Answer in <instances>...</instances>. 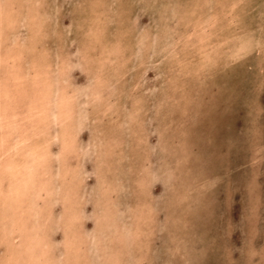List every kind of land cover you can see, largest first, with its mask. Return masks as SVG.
<instances>
[{
  "label": "rangeland",
  "instance_id": "obj_1",
  "mask_svg": "<svg viewBox=\"0 0 264 264\" xmlns=\"http://www.w3.org/2000/svg\"><path fill=\"white\" fill-rule=\"evenodd\" d=\"M0 6V55L10 56L0 58L8 84L0 87V113L4 122L15 119L10 130L22 136L0 161L29 167L19 154L35 156L27 174L34 180L16 189L0 169V264H264V0ZM35 218L41 226L30 237ZM10 234L20 236L8 241ZM19 245L23 256L13 250Z\"/></svg>",
  "mask_w": 264,
  "mask_h": 264
},
{
  "label": "bare ground",
  "instance_id": "obj_2",
  "mask_svg": "<svg viewBox=\"0 0 264 264\" xmlns=\"http://www.w3.org/2000/svg\"><path fill=\"white\" fill-rule=\"evenodd\" d=\"M204 1V0H203ZM214 2V1H213ZM235 2V1H234ZM2 3V2H1ZM9 3V2H8ZM236 3V2H235ZM2 4H4V3H2ZM6 4V3H5ZM217 4V3H216ZM223 4V3H222ZM57 5V4H56ZM66 5V4H65ZM6 6V5H5ZM4 6V7H5ZM10 6V5H9ZM11 6H12V3H11ZM60 6V5H59ZM223 6V5H222ZM16 7H18L17 5H16ZM62 7V6H61ZM64 7V6H63ZM224 7V6H223ZM0 13L2 12V7L0 6ZM8 8H10V7H8ZM70 8V7H69ZM14 9V8H13ZM72 9V8H71ZM75 9V8H74ZM212 9V8H211ZM218 11V10H217ZM215 12V11H214ZM211 13V12H210ZM209 13V14H210ZM213 13V12H212ZM12 14V13H11ZM220 14V13H219ZM215 15H218V14H215ZM222 15V14H221ZM16 16V15H15ZM15 16H11V17H15ZM206 16V15H205ZM20 18V17H19ZM11 19V18H10ZM203 19V18H202ZM5 20H9V16H8V19H5ZM62 20V19H61ZM67 20V19H66ZM182 20V19H181ZM185 20H187V19H185ZM14 21V20H13ZM18 21H16L15 23H17ZM19 22H20V20H19ZM68 22V21H67ZM187 22V21H186ZM188 22H190V21H188ZM66 23V22H65ZM9 24V23H8ZM40 24V23H39ZM38 24V25H39ZM184 24V23H183ZM261 24V23H260ZM5 25H6V23H5ZM14 25H16V24H14ZM209 25V24H208ZM241 25V24H240ZM16 26H18V25H16ZM94 26V25H93ZM92 26V27H93ZM126 26V25H125ZM261 26V25H260ZM2 27V26H1ZM6 28H7V25L5 26ZM3 28V27H2ZM100 28V27H99ZM165 28V27H164ZM16 29V28H15ZM18 29V28H17ZM94 29V28H93ZM7 30V29H6ZM14 31V30H13ZM155 31V30H154ZM214 31V30H213ZM216 31V30H215ZM3 32H5L4 30H3ZM18 32V31H17ZM181 32V31H180ZM184 32V31H183ZM94 33H95V31H94ZM216 33V32H215ZM4 34V33H3ZM3 34H2V36H3ZM83 34V33H82ZM85 34H86V30H85ZM9 35V34H8ZM18 35H19V32H18ZM91 35V34H90ZM10 36H12V35H10ZM217 36V35H216ZM86 37V36H85ZM93 37V36H92ZM73 38V37H72ZM82 38H83V36H82ZM90 38V37H89ZM89 38H87L88 40H89ZM159 38V37H158ZM162 38V37H161ZM174 38L175 37H172V39L174 40ZM208 38V37H207ZM12 39H13V37H12ZM80 39V38H79ZM156 39V38H155ZM165 39V38H164ZM82 40V39H81ZM161 40V39H160ZM167 40V39H166ZM14 41V40H13ZM95 42V41H94ZM166 42H168V40L166 41ZM166 42L164 41V43L166 44ZM234 42V41H233ZM10 43V42H9ZM12 43V42H11ZM81 43V42H80ZM146 43V42H145ZM161 43V42H160ZM210 42L208 41L207 42V44H209ZM222 44V43H221ZM77 45H79V44H77ZM96 45H97V42H96ZM146 45H147V43H146ZM10 46V45H9ZM71 46V45H70ZM80 46H81V44H80ZM86 46V45H85ZM13 47V46H12ZM88 47V46H87ZM94 47V46H93ZM97 47H99V46H97ZM101 47V46H100ZM147 47H149V46H147ZM207 47V46H206ZM92 48V47H91ZM11 49V46L8 48V49H6L7 51H9ZM38 49V48H37ZM79 49V48H78ZM83 49V48H82ZM219 49V48H218ZM21 50V49H20ZM93 50V49H92ZM216 50H217V48H216ZM25 51V50H24ZM84 51V50H83ZM83 51H80V52H83ZM110 51V50H109ZM220 51V50H219ZM10 52V51H9ZM8 52V53H9ZM74 52V51H73ZM8 53H6V54H8ZM71 53V52H70ZM69 53V54H70ZM84 53V52H83ZM0 54H5L4 52H1ZM25 54H27L26 52H25ZM38 54V53H37ZM73 54V53H72ZM84 54H86V53H84ZM71 55V54H70ZM87 55V54H86ZM217 55V54H216ZM17 56V55H16ZM28 56V55H27ZM61 56V55H60ZM103 56V55H102ZM204 56V55H203ZM8 57H10V56H4V55H0V58H2V60H6ZM14 57H15V55H14ZM94 57V56H93ZM128 57V56H127ZM217 57V56H216ZM81 58V57H80ZM85 58L86 57H84V60H85ZM88 58V57H87ZM91 58V57H90ZM108 58V57H107ZM121 58H124V56L122 57L121 56ZM17 59H19V58H17ZM110 59V58H109ZM112 59V58H111ZM116 59V58H115ZM126 59V58H125ZM124 59V60H125ZM151 59V58H150ZM10 60V59H9ZM15 60V59H14ZM13 59H12V61L13 62H15ZM74 60V59H73ZM73 60H70V61H73ZM87 60V59H86ZM138 60V59H137ZM143 60V59H142ZM146 60V59H145ZM89 61V60H88ZM94 61V60H93ZM97 61V60H96ZM122 61V60H121ZM206 61H207V58H206ZM224 61H225V59H224ZM223 61V62H224ZM16 62H17V60H16ZM75 62H76V60H75ZM74 62V63H75ZM91 62V61H90ZM109 62V61H108ZM131 62V61H130ZM138 62H140V61H138ZM143 62V61H142ZM141 62V63H142ZM218 62V61H217ZM8 63V62H7ZM73 63V62H72ZM78 63V62H77ZM97 63H99V62H97ZM121 63V62H120ZM134 63V62H133ZM137 63V62H136ZM192 63V62H191ZM196 63H197V61H196ZM199 63V62H198ZM221 63V62H220ZM18 64H20L19 62H18ZM63 64V63H62ZM80 64V63H79ZM93 64V63H92ZM127 63H125L124 65H126ZM132 64V63H131ZM138 65H139V67H140V63H137ZM137 64H135V66L137 65ZM203 64H204V61H203ZM12 65V64H11ZM75 65H77V64H75ZM89 65H91V64H89ZM101 65V64H100ZM113 65V64H112ZM121 66H122V63L120 64ZM123 65V67H125ZM141 65H143V64H141ZM207 65V64H206ZM212 65V64H211ZM216 65V64H215ZM225 65V64H224ZM228 65V64H227ZM13 66V65H12ZM72 66V65H71ZM94 66H96V65H94ZM93 66V67H94ZM128 66V65H127ZM132 65H130V67H131ZM133 66H134V64H133ZM214 66V65H213ZM221 66H222V64H221ZM64 67V66H63ZM81 67V66H80ZM79 67V68H80ZM86 67V66H85ZM91 67V66H90ZM98 67V66H97ZM101 67V66H100ZM111 67V66H110ZM115 67V66H114ZM122 67V68H123ZM195 67V66H194ZM193 67V68H194ZM200 67V66H199ZM203 67H205V66H203ZM216 67V66H215ZM214 67V68H215ZM77 68V67H76ZM75 68V69H76ZM103 68V67H102ZM121 68V69H122ZM127 68V67H126ZM125 68V69H126ZM138 68V67H137ZM211 68V67H210ZM209 68V69H210ZM218 68H219V64H218ZM222 68V67H221ZM14 69V68H13ZM90 69V68H89ZM115 69V68H114ZM120 69V68H119ZM120 69V70H121ZM124 69V68H123ZM124 69V70H125ZM140 69H141V67H140ZM196 69V68H195ZM195 69H194V72H195ZM206 69V68H205ZM204 69V70H205ZM223 69V68H222ZM92 70V69H91ZM118 70V69H117ZM156 70V69H155ZM197 71L198 70H200V68L198 69V67H197V69H196ZM211 70V69H210ZM17 71V70H16ZM21 71V70H20ZM92 71H94V70H92ZM127 71V70H126ZM148 71V70H147ZM161 71V70H160ZM207 71V70H206ZM17 72H19V70L17 71ZM75 72V71H74ZM73 72V73H74ZM88 72V71H87ZM86 72V73H87ZM90 72V71H89ZM124 72V71H123ZM166 72V71H165ZM211 72V71H210ZM15 74H16V72H14ZM23 73V72H22ZM69 73V72H68ZM70 73H71V70H70ZM94 73V72H93ZM96 73V72H95ZM100 73V72H99ZM131 73V72H130ZM136 73V72H135ZM193 73V72H192ZM196 73V72H195ZM208 73V72H207ZM14 74V75H15ZM147 74V73H146ZM164 74H167V73H164ZM189 74H190V72H189ZM16 75H18V77H19V79L21 80V79H23V77H22V75H20L19 73H17ZM70 75V74H69ZM91 75V74H90ZM138 75H139V73H138ZM196 75V74H195ZM48 76H50V75H48ZM99 76V75H98ZM197 76V75H196ZM195 76V77H196ZM17 77V78H18ZM167 77H169V76H167ZM166 77V78H167ZM176 77V76H175ZM194 77V76H193ZM192 77V78H193ZM207 77H209V76H207ZM63 78V77H62ZM191 78V77H190ZM204 78H205V76H204ZM16 79V78H15ZM18 79V80H19ZM71 79H73L74 80V78H71ZM62 80V79H61ZM79 80V79H78ZM93 80V79H92ZM167 80H168V78H167ZM190 80V79H189ZM194 80H196V79H194ZM16 81V80H15ZM55 81V80H54ZM164 81V80H163ZM163 81H160V83L161 82H163ZM171 81V80H170ZM173 81H174V79H173ZM63 81H61V83H62ZM89 82V81H88ZM94 82V81H93ZM153 82V81H152ZM165 82V81H164ZM190 82H191V80H190ZM198 82H199V80H198ZM19 82H17V83H13V84H15V86L18 84ZM57 83V82H56ZM59 84H60V82H58ZM78 83V82H77ZM182 83V82H181ZM188 83H189V81H188ZM63 84H64V82H63ZM76 84V83H75ZM6 85V86H5ZM62 85V84H61ZM70 85H71V83H70ZM93 85V84H92ZM156 85V84H155ZM155 85H154V87H155ZM170 85H171V83H170ZM174 85V84H173ZM184 85V84H183ZM73 86V85H72ZM77 86H79V85H77ZM94 86V85H93ZM178 86V85H177ZM0 87L2 88V87H8V84H7V80H1L0 79ZM62 87V86H61ZM68 87V86H67ZM183 87V86H182ZM182 87H180V88H182ZM187 87V86H186ZM70 88H71V86H70ZM74 88V87H73ZM175 88V87H174ZM179 88V87H178ZM184 88V87H183ZM182 88V89H183ZM9 89H10V87H9ZM61 89V88H60ZM121 89V88H120ZM165 89V88H164ZM212 89V88H211ZM70 91H72L71 89H69ZM78 90V89H77ZM181 90V89H180ZM27 91V90H26ZM66 91V90H65ZM74 91V90H73ZM76 91V90H75ZM75 91L73 92L74 94H75ZM20 92H21V90H20ZM45 92V91H44ZM79 91H77V93H78ZM122 92V91H121ZM139 92V91H138ZM182 92H183V90H182ZM212 92V91H211ZM77 93L75 94V95H77ZM165 93V92H164ZM176 93V92H175ZM187 93V92H186ZM185 93V94H186ZM46 94V93H45ZM176 94H178V93H176ZM17 95V94H16ZM19 95V94H18ZM61 95H63V94H61ZM180 95V94H179ZM5 96H7V95H5ZM21 96V95H20ZM188 96V95H187ZM40 97H42V96H40ZM79 97V96H78ZM61 98V97H60ZM165 98V97H164ZM175 98V97H174ZM184 98H185V96H184ZM188 98V97H187ZM28 99V98H27ZM30 99H31V97H30ZM40 99V98H39ZM155 99H157L156 98V96H155ZM16 100H17V98H16ZM134 100V99H133ZM167 100H168V98H167ZM9 101V100H8ZM36 101V100H35ZM131 101V100H130ZM149 101H151V100H149ZM156 101V100H155ZM172 101V100H171ZM14 102V101H13ZM28 103H29V101H27ZM32 102V101H31ZM43 102V101H42ZM157 102V101H156ZM3 103V102H2ZM16 103V102H15ZM44 103V102H43ZM129 103V102H128ZM131 103V102H130ZM129 103V104H130ZM140 103V102H139ZM193 103V102H192ZM19 104V103H18ZM30 104V103H29ZM155 104V103H154ZM153 104V105H154ZM160 104V103H159ZM174 104V103H173ZM181 104V103H180ZM183 104V103H182ZM17 105V104H16ZM137 105V104H136ZM139 105V104H138ZM157 105V104H156ZM155 105V106H156ZM169 105V104H168ZM186 105V104H185ZM170 106V105H169ZM133 107H134V105H133ZM138 107V106H137ZM137 107H135V108H137ZM164 107H165V105H164ZM118 108V107H117ZM156 108V107H155ZM160 108H161V105H160ZM159 108V109H160ZM172 108V107H171ZM177 109V108H176ZM185 109V108H184ZM163 110V109H162ZM166 110H169V109H166ZM180 111V110H179ZM149 112H151V111H149ZM166 112V111H165ZM164 112V113H165ZM171 112H173V111H171ZM176 112V111H175ZM184 112H185V110H184ZM29 113V112H28ZM153 113V112H152ZM159 113V112H158ZM161 114H162V112H160ZM179 113V112H178ZM194 113V112H193ZM151 114V113H150ZM190 114V113H189ZM31 115V114H30ZM158 115V114H157ZM179 115V114H178ZM182 115V114H181ZM4 116V114L1 116V113H0V158H1V156L3 155V156H6L7 155V153L8 152H10V150L12 149V147L13 146H17V145H19L20 143H21V141H22V136H21V133H19V132H17V134L16 133H14V132H12V130H10V129H13V127H12V125L14 124V121L13 120H15V119H10V118H5L6 119V121L4 122L3 120H2V117ZM140 116V115H139ZM154 116V115H153ZM153 116H152V119H154L153 118ZM162 116V115H161ZM164 116V115H163ZM151 117V116H150ZM158 117V116H157ZM171 117H172V115H171ZM190 117V116H189ZM188 117V118H189ZM16 118V117H15ZM23 118V117H22ZM21 118V119H22ZM183 118V117H182ZM187 118V117H186ZM194 119V118H193ZM25 120V119H24ZM157 120V119H156ZM158 120H160V118L158 119ZM169 120V119H168ZM191 120V119H190ZM181 121H182V119H181ZM193 121V120H192ZM23 122H25V121H23ZM171 122H172V120H171ZM191 121H189V123H190ZM49 123V122H48ZM175 123V122H174ZM188 123V122H187ZM152 124V123H151ZM157 124V123H156ZM180 124H182V123H180ZM192 124V123H191ZM26 125V124H25ZM121 125V124H120ZM160 125V124H159ZM178 125V124H177ZM195 125H196V123H195ZM146 126V125H145ZM149 126V125H148ZM131 127V126H130ZM156 127H159V126H156ZM177 127V126H176ZM193 127V126H192ZM172 128H174V127H172ZM1 129H2V131H1ZM162 129V128H161ZM127 130H129V128L127 129ZM160 130V129H159ZM88 131V130H87ZM154 131V130H153ZM175 131V130H174ZM177 131V130H176ZM84 132H86V131H84ZM131 132H133V131H131ZM166 132V131H165ZM181 132V131H180ZM14 133V134H13ZM86 133H88V132H86ZM126 133V132H125ZM182 133V132H181ZM130 134V133H129ZM154 134V133H153ZM12 135V140L10 139H7V137L8 136H11ZM85 135H87V134H85ZM152 135V134H151ZM158 135V134H157ZM155 136V135H154ZM185 136H186V134H185ZM14 137V138H13ZM16 137V138H15ZM88 137V136H87ZM86 137V138H87ZM125 137V136H124ZM146 137V136H145ZM175 137V136H174ZM130 138V137H129ZM128 138V139H129ZM177 138H178V135H177ZM189 138V137H188ZM79 139V138H78ZM78 139H76V140H78ZM27 140V139H26ZM94 140V139H93ZM130 140V139H129ZM182 140H184V139H182ZM181 140V141H182ZM28 141V140H27ZM85 141V140H84ZM91 141H92V139H91ZM203 142V141H202ZM28 143V142H27ZM189 143V142H188ZM187 143V144H188ZM192 143V142H191ZM190 143V144H191ZM198 143H199V141H198ZM198 143H197V145H198ZM154 144V143H153ZM156 144V143H155ZM159 144H161V143H159ZM175 144V143H174ZM179 144V143H178ZM186 144V145H187ZM162 145V144H161ZM161 145H159V146H161ZM177 145V144H176ZM179 145H181V144H179ZM189 145V144H188ZM192 145V144H191ZM196 145V144H195ZM80 146H82V145H80ZM199 146V145H198ZM30 147V146H29ZM86 146H84V148H85ZM150 147V146H149ZM157 147V146H156ZM28 148V147H27ZM183 148V147H182ZM60 149V148H59ZM83 149V148H82ZM102 149V148H101ZM101 149H99V150H101ZM88 150V149H87ZM87 150H85V151H87ZM172 150V149H171ZM53 151V150H52ZM58 151V150H57ZM155 151H157V150H155ZM162 151V150H161ZM178 151V150H177ZM59 152V151H58ZM84 152V151H83ZM189 152V151H188ZM26 153V152H25ZM14 154H16V153H14ZM19 154V153H18ZM192 154V153H191ZM190 154V155H191ZM82 155H83V153H82ZM189 155V156H190ZM194 155V154H193ZM19 156L20 157H22V159H21V161L25 164H27L28 162H30V165H29V167L32 165V162L33 161H35V156H33V157H31L30 159H26V158H24L23 157V155H21V154H19ZM154 156V155H153ZM158 156V155H157ZM195 156V155H194ZM180 157V156H179ZM7 158V159H6ZM10 157H5V159H3L2 158V161H0V169L1 170H4V169H8L9 171H10V174H12V177H13V180H12V185H11V190L12 189H16L17 188V186L16 185H18V184H21L22 182H24L23 184H27L28 183V181L30 180H34V177H33V175L31 176H28L27 177V174H30V173H32V170H30V169H32L33 167H35V164H33L32 165V167L29 169V167L27 166H24L23 164H20V162H12V160H10L9 159ZM59 159V158H58ZM88 159V158H87ZM24 160V161H23ZM57 161H59V160H57ZM68 161V160H67ZM184 161V160H183ZM36 163V162H35ZM58 163H60V162H58ZM13 164V165H12ZM38 164V163H37ZM69 164V163H68ZM183 164V163H182ZM48 165H49V163H48ZM60 164H58V166H59ZM145 165V164H144ZM184 165H186V164H184ZM11 166V167H10ZM57 166V167H58ZM60 166H62V165H60ZM72 166V165H71ZM70 165H69V167H71ZM153 166V165H152ZM27 168L26 170L24 169V168ZM45 167V166H44ZM78 167V166H77ZM149 167V166H148ZM175 167V166H174ZM20 168H22V170L20 169ZM59 169H61L60 167H58ZM11 169H13V171H11ZM52 170L54 169V168H51ZM96 169V168H95ZM142 169V168H141ZM74 170V169H73ZM72 170V171H73ZM86 170V169H85ZM143 170V169H142ZM142 170H139V171H142ZM145 170V169H144ZM153 170V169H152ZM155 170V169H154ZM177 170V169H176ZM79 171H81L80 169H79ZM129 171V170H128ZM150 171V170H149ZM178 171V170H177ZM177 171H176V173H177ZM181 171V170H180ZM81 172H83V171H81ZM138 172V171H137ZM169 171H167V172H165V173H168ZM179 172V171H178ZM48 173V172H47ZM74 173H75V171H74ZM85 173V172H84ZM94 173V172H93ZM140 173V172H139ZM171 173H172V171H171ZM174 173V172H173ZM180 173V172H179ZM179 173H177V174H179ZM145 174V173H144ZM149 175H150V173H148ZM147 174V175H148ZM152 174V173H151ZM47 176H48V174H46ZM52 175V174H51ZM62 175H63V172H62V174H61V176H59V178H57V179H60L61 177H62ZM72 175H73V173H72ZM76 175V174H75ZM81 175V174H80ZM83 175V174H82ZM98 175V174H97ZM146 175V176H147ZM174 175V174H173ZM219 175V174H218ZM53 176V175H52ZM58 176V175H57ZM153 176V175H152ZM182 176V175H181ZM192 176V175H191ZM196 176V175H195ZM50 177V176H49ZM54 177V176H53ZM87 177V176H86ZM96 177V176H95ZM109 177V176H108ZM135 177V176H134ZM151 177V176H150ZM48 178V177H47ZM77 178V177H76ZM79 178H80V176H79ZM83 178V177H82ZM94 178V177H93ZM98 178H99V176H98ZM131 178H133V177H131ZM147 178H149V177H146V178H144V180L146 179L147 181H148V179ZM152 178H154V177H152ZM170 178H171V176H170ZM174 178V177H173ZM173 178H171V179H173ZM176 178H177V176H176ZM183 178V177H182ZM181 177H180V179L179 180H181L182 179ZM53 179V178H52ZM51 179V180H52ZM74 179V178H73ZM78 179V178H77ZM136 179H137V177H136ZM157 179V178H156ZM163 179V178H162ZM171 179H170V181H171ZM185 179V178H184ZM80 180H82V179H80ZM105 180H106V178H105ZM108 180H109V178H108ZM132 179H130V181H131ZM165 180V179H164ZM177 180H178V178H177ZM176 180V181H177ZM204 180V179H203ZM53 181H55V180H53ZM60 181V180H59ZM61 181H62V179H61ZM76 181V180H75ZM74 181V182H75ZM92 181V180H91ZM97 181V180H96ZM156 181V180H155ZM168 179H167V183H168ZM169 181V182H170ZM182 181V183L184 182L183 180H181ZM200 181V180H199ZM205 181V180H204ZM216 181V180H215ZM49 181H47V183H48ZM57 182V181H56ZM55 182V183H56ZM73 182V184H75ZM77 182H78V180H77ZM79 182H81V181H79ZM79 182H78V185H79ZM87 182V181H86ZM95 182V181H94ZM100 182V181H99ZM98 182V183H99ZM149 182H150V179H149ZM171 182H173V180L171 181ZM175 182V181H174ZM173 182V183H174ZM179 182L180 181H178V185H179ZM208 182H209V180H208ZM44 184H45V182H43ZM42 183V184H43ZM53 184H55L54 182H52ZM111 184H112V182H110ZM118 183V182H117ZM138 183V182H137ZM196 183H198V182H196ZM37 184H38V182H37ZM60 184H62V183H60ZM81 184V183H80ZM96 184V183H95ZM107 184V183H106ZM114 184V183H113ZM138 184H140V182L138 183ZM142 184V183H141ZM176 184V183H175ZM184 184H185V182L182 184L183 186H184ZM188 184V183H187ZM186 184V185H187ZM51 185V184H50ZM67 185V184H66ZM70 185V184H69ZM83 185V184H82ZM98 185V184H97ZM115 185V184H114ZM147 185H148V183H147ZM154 185V184H153ZM161 185H162V183H161ZM168 185V184H167ZM172 185V184H171ZM186 185H185V187H186ZM42 186V185H41ZM40 186V187H41ZM53 186V185H52ZM59 186V185H58ZM68 186V185H67ZM89 186V185H88ZM142 187L141 188H139V189H142L144 186L143 185H141ZM152 186V185H151ZM175 186V185H174ZM183 186H182V188H183ZM14 187H16V188H14ZM38 187V186H37ZM45 187V185L43 186V188ZM55 186H53V188H54ZM69 187V186H68ZM113 187H115V186H113ZM147 187H149V186H147ZM153 187V186H152ZM162 187V186H161ZM184 187V188H185ZM189 188H191L190 187V185L188 186ZM187 187V189L189 190V188ZM46 189H47V187H45ZM111 188H112V186H111ZM111 188H110V190H111ZM116 188V187H115ZM171 188V187H170ZM177 188V187H176ZM38 189V188H37ZM83 189V188H82ZM118 189H120L119 188V185L117 186V189L116 190H118ZM193 189V188H192ZM196 189V188H195ZM44 190V189H43ZM47 190H49V189H47ZM55 190V189H54ZM59 190H60V188H59ZM59 190H57L56 189V191H59ZM67 190V189H66ZM65 190V191H66ZM70 190V189H69ZM94 190H96V189H94ZM144 190H146V188H144ZM179 191H180V189H178ZM178 190H176V192L178 191ZM185 190V189H184ZM55 191V192H56ZM71 191V190H70ZM80 191V190H79ZM120 191H121V189H120ZM136 191V190H135ZM148 191V190H147ZM147 191H143V192H147ZM178 191V192H179ZM191 191V190H190ZM190 191H188V192H190ZM193 191V190H192ZM203 191V190H202ZM16 192V191H15ZM68 193H69V191H67ZM76 192H78V191H76ZM85 192V191H84ZM88 192V191H87ZM97 192V191H96ZM141 192V191H140ZM41 193V192H40ZM38 191H35V195L37 194V195H39L40 194ZM44 193V192H43ZM42 193V194H43ZM46 193V192H45ZM65 193V192H64ZM79 193V192H78ZM77 193V194H78ZM81 193V192H80ZM86 193V192H85ZM95 193V192H94ZM104 193V192H103ZM106 193V192H105ZM138 193V192H137ZM172 193H173V191H172ZM49 194H50V196H51V194L52 193H50L49 192ZM72 194H74V191H73V193ZM76 194V193H75ZM84 194V193H83ZM88 194H89V192H88ZM114 194V193H113ZM139 194V193H138ZM141 194V193H140ZM175 194V193H174ZM45 195V194H44ZM66 195V194H65ZM68 195H70V194H68ZM68 195H66V197L68 198L69 196ZM98 195V194H97ZM181 195H182V193H181ZM184 195H186V194H184ZM0 196H2L1 195V193H0ZM63 196H64V194H63ZM95 196V195H94ZM106 196V195H105ZM104 196V197H105ZM131 196V195H130ZM135 196H137V195H135ZM145 196V195H144ZM99 197H102V196H99ZM109 197H110V195H109ZM133 197H134V195H133ZM137 197H139V196H137ZM176 197H179V196H176ZM183 197V196H182ZM103 198V197H102ZM102 198H100V199H102ZM136 198V197H135ZM183 198H185V196L183 197ZM71 199L73 200V198L71 197ZM93 199V198H92ZM115 199V198H114ZM147 199V198H146ZM177 199V198H176ZM179 199H182V198H179ZM178 199V200H179ZM71 200V201H72ZM91 200V199H90ZM95 200V199H94ZM137 200H139L138 198H137ZM140 200H141V198H140ZM139 200V201H140ZM74 201V200H73ZM96 201V200H95ZM145 201V200H144ZM152 201V200H151ZM181 200H179L178 202H180ZM66 202V201H65ZM89 202V201H88ZM105 202V201H104ZM63 203V202H62ZM98 203L100 204V202L98 201ZM102 203V202H101ZM106 203H109V202H105V204ZM111 203V202H110ZM143 203V202H142ZM71 204V203H70ZM72 206H74V203L72 202ZM90 204H91V202H90ZM90 204H89V206H90ZM103 204V203H102ZM114 204V203H113ZM53 205V204H52ZM59 205V204H58ZM66 205V204H65ZM64 205V206H65ZM76 205V204H75ZM95 205V204H94ZM107 205V204H106ZM110 205V204H109ZM108 205V206H109ZM71 206V207H72ZM84 206V205H83ZM85 206H86V204H85ZM92 206V205H91ZM35 207V206H34ZM68 208H69V206H67ZM112 207V206H111ZM116 207V206H115ZM1 208V207H0ZM45 208V207H44ZM58 208V207H57ZM66 208V207H65ZM74 208V207H73ZM72 208V209H73ZM37 209V208H36ZM36 209H35V214L38 212H36ZM53 209V208H52ZM63 209V208H62ZM71 209V210H72ZM110 209V208H109ZM149 209V208H148ZM151 209V208H150ZM45 210V209H44ZM91 210H93V209H91ZM117 210H119V209H117ZM54 211H56V210H54ZM62 211V210H61ZM150 211V210H149ZM47 212H49V210L47 211ZM63 212V211H62ZM80 212V211H79ZM101 212V211H100ZM102 212H105V211H102ZM34 213V212H33ZM64 213V212H63ZM70 213V212H69ZM107 213V212H106ZM124 213V212H123ZM132 213V212H131ZM31 214V213H30ZM34 214V215H35ZM43 214H45V213H42L41 214V212H40V214L38 213V215H39V217L41 216V215H43ZM109 214V213H108ZM115 214V213H114ZM32 215V214H31ZM38 215L36 216V218L38 217ZM111 215V214H110ZM116 215V214H115ZM145 215H146V213H145ZM47 215H45V217H46ZM67 216V215H66ZM95 216V215H94ZM99 216V215H98ZM109 216V215H108ZM119 216H121V215H119ZM118 216V217H119ZM123 216V215H122ZM125 216V215H124ZM123 216V217H124ZM31 217V216H30ZM45 217L44 218H41V220H44L45 219ZM129 217V216H128ZM150 217V216H149ZM2 218V217H1ZM34 219L36 222L35 223H37L35 226H34V228H31L30 227V229H28V230H30V232H29V234H30V237H32V229H34V231L36 230H38L39 229V227L41 226V224L39 225V223H38V219ZM117 218V217H116ZM115 218V219H116ZM122 218V217H121ZM71 219H73L72 217H71ZM98 219V218H97ZM112 219V218H111ZM132 219V218H131ZM130 219V220H131ZM89 220H91V219H89ZM152 220V219H151ZM4 221H5V219H4ZM62 221V220H61ZM126 221V220H125ZM0 222H1V220H0ZM8 222V221H7ZM65 222V221H64ZM128 222V221H127ZM126 222V223H127ZM13 223V222H12ZM16 223V222H15ZM18 223H20V222H18ZM17 223V224H18ZM41 223V222H40ZM50 223V222H49ZM60 223V222H59ZM124 223V222H123ZM150 223V222H149ZM2 224H4V223H2ZM31 224V223H30ZM48 224V223H47ZM72 224V223H71ZM71 224H69V225H71ZM6 225V224H5ZM9 225V224H8ZM19 225V224H18ZM22 225V224H21ZM21 225H20V227H21ZM32 225V224H31ZM43 225V224H42ZM46 225V224H45ZM124 225H126V224H124ZM123 225V226H124ZM142 225V224H141ZM2 226V225H1ZM0 226V227H1ZM14 226V225H13ZM12 226V227H13ZM16 226V225H15ZM47 226V225H46ZM49 226V225H48ZM47 226V227H48ZM52 226V225H51ZM129 226V225H128ZM19 227V228H20ZM28 227V226H27ZM26 227V228H27ZM44 227V226H43ZM57 227V226H56ZM120 227V226H119ZM125 227V226H124ZM147 227V226H146ZM10 228H11V226H10ZM18 228V229H19ZM136 228V227H135ZM141 228H142V226H141ZM5 229V228H4ZM9 229V228H8ZM140 229V228H139ZM147 229V228H146ZM150 229V228H149ZM3 230V229H2ZM12 230V229H11ZM137 230V229H136ZM20 231V230H19ZM25 231H27V230H25ZM55 231V230H54ZM122 231V230H121ZM142 231V230H141ZM147 231V230H146ZM1 232H3V231H1ZM23 232V231H22ZM22 232H21V234H22ZM71 233H72V231H70ZM3 233H5V232H3ZM14 233H15V231H14ZM28 233V232H27ZM97 233V232H96ZM95 233V234H96ZM125 233V232H124ZM137 233V232H136ZM1 234L2 233H0V236H1ZM42 234V233H41ZM23 235V234H22ZM34 235H36V233L34 234ZM47 235V234H46ZM80 235V234H79ZM99 235V234H98ZM3 236V235H2ZM9 236V235H8ZM7 236V237H8ZM18 236H20V235H15V234H10V236H9V240L8 241H13L14 242V240H16V238L18 237ZM38 236V235H37ZM37 236H36V238H37ZM39 236H41V235H39ZM43 236V235H42ZM48 237H49V235H47ZM71 236V235H70ZM69 236V237H70ZM96 236V235H95ZM122 236V235H121ZM126 236V235H125ZM130 236V235H129ZM134 236V235H133ZM132 236V237H133ZM145 236H146V234H145ZM26 237V236H25ZM27 237H28V235H27ZM51 237V236H50ZM58 237V236H57ZM73 237V236H72ZM81 237V236H80ZM83 237V236H82ZM135 237V236H134ZM148 237H149V235H148ZM22 238V237H21ZM34 238H35V236L33 237V240H34ZM44 238H45V236H44ZM140 238V236L138 237V239ZM5 239V238H4ZM28 239V238H27ZM31 239V238H30ZM30 239H28V242H29V240ZM38 239H39V237H38ZM40 239H42V238H40ZM47 239V238H46ZM149 239H150V237H149ZM25 238L23 239V243H24V246H25V243H26V241L27 240H25ZM32 240V241H33ZM36 240V239H35ZM87 240V239H86ZM148 240V239H147ZM2 241V240H1ZM31 241V242H32ZM42 241H44V240H42ZM88 241V240H87ZM119 241H120V239H119ZM136 241V240H135ZM150 240H148L147 242H149ZM41 242V241H40ZM74 242V241H73ZM94 242H96L95 240H94ZM93 242V243H94ZM124 242V241H123ZM133 242V241H132ZM140 242V241H139ZM85 243H86V241H85ZM119 243V242H118ZM141 243V242H140ZM29 244V243H28ZM22 245V244H21ZM30 245H31V243H30ZM84 245V244H83ZM128 245H129V243H128ZM134 245V244H133ZM149 245V244H148ZM23 246V245H22ZM24 246H23V249H25L24 248ZM29 246V245H28ZM37 246V245H36ZM39 246V245H38ZM95 246V245H94ZM145 246V245H144ZM15 247V249H13L14 251H16L17 252V254L20 256H23L22 254L24 253V252H22L23 251V249L20 247V245H19V247H17V246H14ZM17 247V248H16ZM34 247H35V245H34ZM111 247V246H110ZM21 248V249H20ZM30 248H31V246H30ZM86 248H88V247H86ZM94 248V247H93ZM10 249V248H9ZM90 248H88L87 250H89ZM95 249V248H94ZM26 250V249H25ZM31 250H32V248H31ZM34 250V249H33ZM90 250H92V248L90 249ZM97 250H98V248H97ZM173 250V249H172ZM146 251V250H145ZM144 251V252H145ZM27 252V251H26ZM34 252V251H33ZM43 252V251H42ZM97 252H99V250L97 251ZM180 252V251H179ZM90 253V252H89ZM108 253V252H107ZM113 253V252H112ZM228 253V252H227ZM14 254V253H13ZM29 254V253H28ZM36 254V253H35ZM34 254V255H35ZM38 254H40V252L38 253ZM42 254H44V255H42V256H44L45 257V253H42ZM100 254V253H99ZM115 255V254H114ZM156 255V254H155ZM14 255H12V257H13ZM36 256V255H35ZM37 256H39V255H37ZM167 256V255H166ZM15 257H16V254H15ZM162 257V256H161ZM18 258H20V257H18ZM18 258H16V260H18ZM34 258V257H33ZM32 257H31V259H33ZM43 258V257H42ZM116 258V257H115ZM152 258V257H151ZM164 258V257H163ZM166 258V257H165ZM10 259H11V257H10ZM29 259V258H28ZM35 259V258H34ZM36 259H37V257H36ZM24 260V259H23ZM116 260V259H115ZM149 261H151V259L149 260ZM148 261V262H149ZM228 261V260H227ZM161 263H162V261H160ZM8 264V263H7ZM9 264H12L11 262H9ZM13 264H18V263H15V262H13ZM24 264V263H23ZM30 264H32V263H30ZM104 264V263H103ZM168 264V263H167Z\"/></svg>",
  "mask_w": 264,
  "mask_h": 264
}]
</instances>
